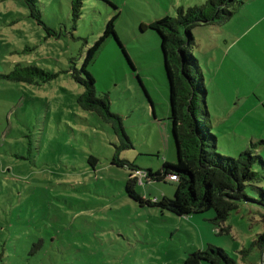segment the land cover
I'll use <instances>...</instances> for the list:
<instances>
[{
	"label": "rangeland",
	"instance_id": "obj_1",
	"mask_svg": "<svg viewBox=\"0 0 264 264\" xmlns=\"http://www.w3.org/2000/svg\"><path fill=\"white\" fill-rule=\"evenodd\" d=\"M37 0L42 20L24 0H0V73L16 64L56 77L40 85L0 78V264H185L195 250L224 249L237 264H264L262 179L220 225L214 211L178 216L141 206L126 193L131 162L161 171L179 161L170 120V85L160 35L141 25L177 17L208 0ZM229 23L197 26L192 48L203 69L206 104L218 152L250 150L264 159V0H239ZM118 14L89 71L98 97L122 118L132 147L97 111L88 109L81 69L88 50ZM257 29L233 43L255 23ZM225 25V26H223ZM223 27V31H220ZM41 79V78H40ZM255 146H254V145ZM93 158V160H92ZM178 182H145L137 192L154 202L174 198ZM263 190V191H262ZM202 264H208L206 262Z\"/></svg>",
	"mask_w": 264,
	"mask_h": 264
},
{
	"label": "trees",
	"instance_id": "obj_2",
	"mask_svg": "<svg viewBox=\"0 0 264 264\" xmlns=\"http://www.w3.org/2000/svg\"><path fill=\"white\" fill-rule=\"evenodd\" d=\"M104 1L117 9L110 1ZM24 2L31 17L49 30L42 20L37 0H24ZM82 4L83 0L72 2L76 19L80 16ZM237 4H242V2L239 0H208L202 7L180 9L177 17L167 16L148 25L144 23L141 25L143 31L154 30L161 37L170 85L172 109L170 120L179 159L175 164L164 163L161 171L145 170L147 172L146 183L166 182L165 179L169 175L179 177L174 198L164 197L161 201L155 200L154 202L137 192L139 183L132 175L135 171L142 169L118 157L113 160V164L128 167L130 170L126 193L142 207L145 205L159 207L180 217L214 211L215 217L212 222L220 227L233 211L239 209L241 203L252 201L247 194V188L262 179L254 167L257 163L264 166V159L259 155H254L250 150L242 152L238 157L225 156L218 152V138L212 133L210 113L206 104L207 90L203 72L199 61L192 54V48L195 46L193 29L202 25H221L229 22ZM118 16L116 14L108 21L103 35L88 50L80 71L85 78L75 77L85 86L84 98L88 103L85 106L97 111L114 126L116 134L124 142L118 148L127 149L132 147V144L123 127L122 118L111 112L107 95L97 96L95 79L89 71V67L104 42L112 36L116 38L129 60L116 32ZM129 62L132 64L131 60ZM55 77V74L37 66H23L19 63L8 74L0 73V78L3 80L29 85H40ZM224 231L228 230L220 227L219 233L222 234ZM258 243L261 248H264V233L259 236ZM204 262L237 264L224 249L212 245L205 250L193 251L185 264Z\"/></svg>",
	"mask_w": 264,
	"mask_h": 264
},
{
	"label": "built area",
	"instance_id": "obj_3",
	"mask_svg": "<svg viewBox=\"0 0 264 264\" xmlns=\"http://www.w3.org/2000/svg\"><path fill=\"white\" fill-rule=\"evenodd\" d=\"M133 178H136L138 180L139 185H144L147 178V172L145 170H137L132 175ZM166 182H179V177L176 175H169L166 177Z\"/></svg>",
	"mask_w": 264,
	"mask_h": 264
},
{
	"label": "crops",
	"instance_id": "obj_4",
	"mask_svg": "<svg viewBox=\"0 0 264 264\" xmlns=\"http://www.w3.org/2000/svg\"><path fill=\"white\" fill-rule=\"evenodd\" d=\"M239 5H244V2H242V4H239ZM235 13V12H234ZM230 22V21H229ZM229 22H227V23H229ZM227 23H225V25L227 24ZM225 25H223V26H225ZM255 25H256V22L255 23H253V24H251V26L249 27V28H247V29H245L244 30V33H243V35L242 36H240V38L238 39V40H235V41H233V43H231V45H233L234 43H237V42H241V41H243V40H245L249 35H250V33L252 32V31H254V29L256 28L257 29V27L259 26V24L255 27ZM202 26H209V27H212L213 25H202ZM220 31H223V27H222V29L220 30ZM194 35V34H193ZM194 48V47H193ZM194 54V53H193ZM199 61V60H198ZM200 64V63H199ZM200 67H201V65H200ZM201 69H202V67H201ZM202 72H203V69H202ZM204 77V76H203ZM204 79V78H203ZM204 84H205V82H204Z\"/></svg>",
	"mask_w": 264,
	"mask_h": 264
}]
</instances>
